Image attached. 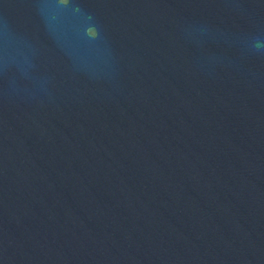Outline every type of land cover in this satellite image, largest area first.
Returning a JSON list of instances; mask_svg holds the SVG:
<instances>
[{
	"label": "water",
	"instance_id": "1",
	"mask_svg": "<svg viewBox=\"0 0 264 264\" xmlns=\"http://www.w3.org/2000/svg\"><path fill=\"white\" fill-rule=\"evenodd\" d=\"M0 264H264V0H0Z\"/></svg>",
	"mask_w": 264,
	"mask_h": 264
}]
</instances>
